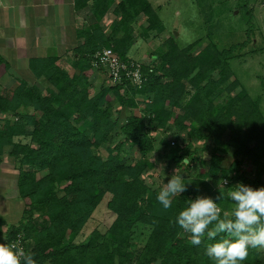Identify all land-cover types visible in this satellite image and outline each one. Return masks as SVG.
Masks as SVG:
<instances>
[{
	"label": "trees",
	"instance_id": "obj_1",
	"mask_svg": "<svg viewBox=\"0 0 264 264\" xmlns=\"http://www.w3.org/2000/svg\"><path fill=\"white\" fill-rule=\"evenodd\" d=\"M74 6L88 8L90 21L78 30L71 62L29 61L43 91L23 80L0 87V161L7 155L16 164L23 202L4 244L20 240L36 264H215L204 254L210 242L193 246L174 220L198 196L217 200L221 218H230L236 184L264 187V117L229 68L234 46L178 48L170 36L140 64L139 88L110 84L94 55L110 48L132 62L131 47L162 34L161 21L148 0ZM153 154L186 183L169 209L155 198L164 182L152 181ZM106 195L112 223L80 241ZM243 264H264V247L250 248Z\"/></svg>",
	"mask_w": 264,
	"mask_h": 264
},
{
	"label": "rangeland",
	"instance_id": "obj_2",
	"mask_svg": "<svg viewBox=\"0 0 264 264\" xmlns=\"http://www.w3.org/2000/svg\"><path fill=\"white\" fill-rule=\"evenodd\" d=\"M148 2L155 10L164 30L156 38H138L129 52L133 62L147 63L149 55L161 48L164 40L170 36H176L174 39L178 48L195 41H200L202 46L211 43L218 50L234 46V54L238 57L229 60V68L239 83V90L244 91L252 100L258 101L264 117V0ZM139 23L145 26L143 20ZM36 84L41 91L44 90L43 81L37 80ZM203 156H207L206 152ZM152 160L155 163L152 181L162 180L167 183L175 171L173 168L165 171L164 163L157 160L155 154ZM108 199L109 196L106 195L96 208L82 230L80 241L85 240L93 230L104 232L110 226L114 215L106 208ZM2 230L3 225H0V232ZM0 236L3 239L2 232Z\"/></svg>",
	"mask_w": 264,
	"mask_h": 264
},
{
	"label": "crops",
	"instance_id": "obj_3",
	"mask_svg": "<svg viewBox=\"0 0 264 264\" xmlns=\"http://www.w3.org/2000/svg\"><path fill=\"white\" fill-rule=\"evenodd\" d=\"M110 14L104 20L108 24ZM90 21L88 8L76 10L74 0H0V87L28 86L37 79L29 61L48 56L66 58L78 45V30ZM69 62V63H70ZM67 70L71 71L68 65ZM16 164L7 155L0 161V220L4 233L21 219L23 202L17 191ZM0 244H4L0 236Z\"/></svg>",
	"mask_w": 264,
	"mask_h": 264
},
{
	"label": "clouds",
	"instance_id": "obj_4",
	"mask_svg": "<svg viewBox=\"0 0 264 264\" xmlns=\"http://www.w3.org/2000/svg\"><path fill=\"white\" fill-rule=\"evenodd\" d=\"M183 164L186 166L188 160ZM180 172L176 171L156 194L164 209L172 207V198L185 190ZM228 196L234 203L230 218L227 215L221 218L217 200L198 196L187 200L174 222L190 234L193 246L210 242L204 254L215 264H243L250 248L264 247V187L253 189L238 183ZM0 264H36V261L31 252L25 253L15 244H0Z\"/></svg>",
	"mask_w": 264,
	"mask_h": 264
},
{
	"label": "built area",
	"instance_id": "obj_5",
	"mask_svg": "<svg viewBox=\"0 0 264 264\" xmlns=\"http://www.w3.org/2000/svg\"><path fill=\"white\" fill-rule=\"evenodd\" d=\"M94 68L105 70L110 84H119L122 80L129 81L133 86L139 88L145 81L141 74V65L136 62L122 63L110 48H104L94 55L92 61ZM22 249L20 240L12 243Z\"/></svg>",
	"mask_w": 264,
	"mask_h": 264
},
{
	"label": "water",
	"instance_id": "obj_6",
	"mask_svg": "<svg viewBox=\"0 0 264 264\" xmlns=\"http://www.w3.org/2000/svg\"><path fill=\"white\" fill-rule=\"evenodd\" d=\"M176 36H174V38H175Z\"/></svg>",
	"mask_w": 264,
	"mask_h": 264
}]
</instances>
